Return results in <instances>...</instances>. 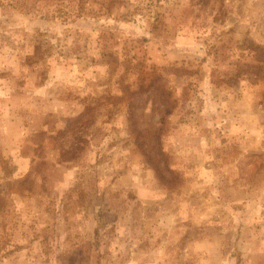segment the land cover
Returning <instances> with one entry per match:
<instances>
[{"label":"rangeland","instance_id":"1","mask_svg":"<svg viewBox=\"0 0 264 264\" xmlns=\"http://www.w3.org/2000/svg\"><path fill=\"white\" fill-rule=\"evenodd\" d=\"M0 264H264V0H0Z\"/></svg>","mask_w":264,"mask_h":264}]
</instances>
